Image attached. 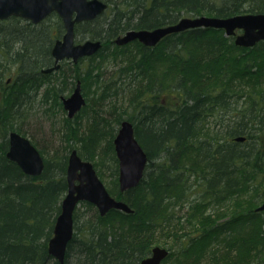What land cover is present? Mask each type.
<instances>
[{"label": "trees", "instance_id": "1", "mask_svg": "<svg viewBox=\"0 0 264 264\" xmlns=\"http://www.w3.org/2000/svg\"><path fill=\"white\" fill-rule=\"evenodd\" d=\"M105 1L107 11L77 25V34L89 27L93 39H111L129 29L175 23L183 15L227 17L264 12V0ZM50 17L60 21L56 33L41 27L48 24L44 21L37 25L18 18L0 21V264H61L50 255L48 243L67 191L68 160L55 162L59 176L51 174L52 163L46 161L43 174L35 177L23 173L6 156L8 134L16 129L14 118L24 96L47 86L46 97H59L78 79H86L81 71L70 80L65 63L53 73L40 72L53 64L52 47L63 34L61 18L57 14ZM224 34L223 29L191 28L166 35L155 48L138 42L137 64L144 69L151 57L155 62V54L168 52L172 62L157 60L156 68L146 70L128 102L139 114L135 117L124 109L116 123L132 121L148 154L138 186L122 191L117 184L110 190L133 211L112 209L101 215L92 203L84 202L94 210L96 220L91 217L79 223L74 216V236L65 264H133L170 238L179 248H169L170 259L165 264L174 256L180 264L196 257L199 254L194 250L203 243L236 246L253 256L251 260L264 259V211L254 208L264 198V41L244 47L234 36ZM208 36L219 44L216 51L224 61L219 66L224 73L214 77L208 73L210 65L203 70L195 65L198 52L189 45ZM11 66L17 71L12 84L17 88L6 86L5 75ZM138 71V76L144 72ZM127 73L134 74V68ZM96 77L94 82H100V75ZM154 85H160V90L151 95L149 89ZM162 94H166L164 99ZM240 136L245 139L237 140ZM111 150L116 165L112 174L117 179L114 145ZM250 194L253 197L246 206L237 202L238 211L227 216L218 212L230 198L239 201ZM116 215L120 216L118 224L113 220ZM256 225L255 232L252 227ZM138 235H143L141 240ZM210 253L212 264H218L216 250Z\"/></svg>", "mask_w": 264, "mask_h": 264}, {"label": "rangeland", "instance_id": "2", "mask_svg": "<svg viewBox=\"0 0 264 264\" xmlns=\"http://www.w3.org/2000/svg\"><path fill=\"white\" fill-rule=\"evenodd\" d=\"M190 15L192 17L200 16H194L193 14ZM15 22L16 21H11V23ZM44 22H47V25L51 26L52 32L56 33L57 30H60V21L56 20L55 17H50V19L47 18L44 20ZM44 22H41L40 24ZM168 24L173 23H167L165 25ZM88 28L89 27L86 28L85 32L77 34L78 36L76 37V41L84 42L87 39L97 40L91 37V33ZM223 31L225 33V36H229L226 33L225 29H223ZM63 33H65L64 27ZM7 36H11V34L8 33ZM115 38H99L101 41L106 40V42H102V47L94 55L88 57L90 59L85 58L74 63L67 61L65 62L66 65H64V69L68 70V76L70 80L73 79V76H79L81 71L86 73V79L82 82V85L87 104L75 117L71 119L68 117V112L64 108L60 96L55 97L54 95H50L48 98L45 97L47 86H42L38 90L39 92H37L36 94H32L31 97L25 102V106L20 107L21 114L20 112L16 111V115L14 118L16 130L28 136V138H30L34 142V144H36V146L41 150L46 161H50L52 163V175H55L56 177L59 176V170L54 166L55 162L63 161L64 159L68 160L71 150L76 149L78 154L83 159H86L88 155L93 158L90 160L95 163L98 175L103 180L109 191L115 190L117 188V184L119 185L118 179H116L112 174V169L113 167L115 168L116 165L114 164L112 159L114 153H111V149L114 145L113 140L115 138L113 130L114 128H119V125H116L119 116L122 114L123 110L126 109L124 113L127 112L128 114H132L137 117V115L139 114L138 109L129 108L128 103L133 94L134 87H136L137 83H139L143 79L146 70H150L151 72L153 68H156L155 66L157 60L162 61L169 59V61L172 62V58L169 56L168 52H166V55L155 54V62L151 57L150 61L146 63L144 69L143 65L140 66L139 64H137L141 53V46L138 44V42L140 41L133 40L125 45L110 43L112 41H115ZM212 40L213 39L208 36L202 39H198L194 43L189 42L191 48L194 51L198 52L197 59H195L194 61L195 65H201V70L206 67V64L208 66L210 65V69L207 66V70L209 69L208 73L210 74V77H214L217 74L224 73L222 67L221 70H219V66L224 62L223 58L221 59V56H219V52L216 51V49L219 47V44H214ZM107 43L109 44L106 45ZM140 43L143 44L142 42ZM159 43L160 42H158V44ZM144 46L151 48L156 47V45H154L155 47L151 45ZM163 56L165 58H163ZM165 63L168 64L169 62ZM157 64L162 63L158 62ZM138 67L144 71L142 74H140L136 78L129 80L124 77L125 72L131 71L132 68H134L135 73L138 74ZM122 70H124L125 72L123 71V73L120 75V72H122ZM60 73L62 75L63 71ZM90 73L92 74L91 76H94V78H90ZM97 75H100V82L95 83L94 81H96ZM16 76L17 71L13 66H11L9 71L5 75V79H10V82H15ZM129 81L133 83L131 86L130 84L128 85ZM117 86H121L122 88L124 86L123 90H121V93L119 94H116ZM11 87L17 88L16 85H12ZM18 89L20 91H24V88L22 87H19ZM71 93L72 90L67 89L62 94H64L65 96H69ZM15 95L22 98V94L19 95L16 93ZM161 96V98L164 99L163 97H165L166 94H162ZM124 117H127V115H124ZM252 197L253 194H250L249 196L240 198L239 201H235L237 198L232 197L227 202L226 206L218 212H220V214L225 213L226 216L230 215L231 213L238 211L239 206H246V201L251 199ZM237 202H239V204L241 205L238 206ZM263 203L264 198L257 204L255 202L254 208L256 209ZM95 207L97 208V206ZM240 209H242V207H240ZM75 215L79 218V223H82L91 217L94 221L96 220L94 218L95 216H93L94 210L89 208V206H87L83 201L80 202L76 207ZM113 220L118 224L120 216L117 217L116 215ZM123 220L124 219L121 218V221ZM252 228L255 229L256 232L258 225L253 226ZM142 236L143 235H138V238L141 240ZM166 241H160V243H158L157 245L166 247L168 250L169 248H172L173 251L178 250L179 244L172 240V238ZM215 245L217 246H213L210 243H203L198 246L199 248L197 247L194 252H198L199 255L196 256L192 264H211L209 262V259H212L213 262L214 257H212V254L210 253L213 248L217 252V259L215 260V262H217L218 264H247L250 261L251 264L263 263L264 259L261 257H257L251 260L253 256L248 257L242 248L236 246L228 247L222 244ZM169 259L170 255L163 260L162 264H165V261ZM171 259L172 261H168V264H180L176 256L172 257ZM188 260L189 259H187L186 261L188 262Z\"/></svg>", "mask_w": 264, "mask_h": 264}, {"label": "water", "instance_id": "3", "mask_svg": "<svg viewBox=\"0 0 264 264\" xmlns=\"http://www.w3.org/2000/svg\"><path fill=\"white\" fill-rule=\"evenodd\" d=\"M107 7L108 3L103 0H0V19L15 15L39 22L52 11L60 15L66 32L63 38L54 44L52 53L55 57V65L44 69L45 72H49L59 67L60 59L72 58L78 61L81 57L95 54L102 47L101 40L88 39L84 43L75 44L74 22L93 19ZM196 27L223 28L228 35H236L235 41L238 45L253 47L259 41H264V12L239 13L227 17L186 16L176 23L165 26L130 29L119 35L115 43L123 45L138 39L145 45H155L170 33ZM237 30L241 32L238 33ZM64 104L69 110L70 117L86 104L80 82L75 91L64 98ZM244 139V136L237 137V140ZM114 146L119 161L120 189L125 191L138 186L148 163V154L135 135L132 121L125 119L121 122L114 138ZM6 156L17 163L27 175L40 176L45 169V160L39 149L17 131L10 133V146ZM67 183L68 189L61 203L62 209L57 216L53 236L48 243L50 255L61 264H65L67 246L74 236V212L80 201L95 204L101 215L107 214L113 208L126 212L133 211L126 201L110 194L93 163L83 160L76 149L72 150L69 157ZM256 210H264V203ZM168 253L167 248L157 245L153 247L151 255L134 264H161Z\"/></svg>", "mask_w": 264, "mask_h": 264}, {"label": "flooded vegetation", "instance_id": "4", "mask_svg": "<svg viewBox=\"0 0 264 264\" xmlns=\"http://www.w3.org/2000/svg\"><path fill=\"white\" fill-rule=\"evenodd\" d=\"M103 1H105V0H103ZM106 2V1H105ZM53 14H57V15H59L57 12H55V11H52L51 13H49L47 16H45L42 20H40L39 22H34L33 20H31V19H28V18H24V17H21V16H15V15H13V16H10V17H8V18H6V19H0V21H5V20H7V19H11V18H18V19H20V21L21 20H23V21H25V22H27V23H33V24H35V25H37V24H40L41 22H43L45 19H47L48 17H50L51 15H53ZM102 14V13H101ZM100 15V14H99ZM75 17H76V13L74 12V14H73V18L75 19ZM96 18V17H95ZM95 18H93V19H95ZM93 19H83V20H80V21H75L74 22V32H75V35H76V37H77V25H79V24H82V23H84V22H87V21H91V20H93ZM61 20H62V18H61ZM62 23H63V27H64V29H65V32H66V27H65V25H64V21L62 20ZM41 27H45L46 29H48V30H50L51 29V26H49V25H42ZM52 30V29H51ZM63 36L64 35H62L61 37H58V38H56V40H55V42H54V44L57 42V40H59V39H62L63 38ZM104 41V40H103ZM54 47V46H53ZM53 47H52V50H53ZM52 57H53V59H54V62H53V64L52 65H50V66H48V67H46V68H43L40 72L41 73H43V74H50V73H53V72H55V71H58L59 69H61L62 67H63V65H64V63L67 61V62H72V63H74V62H77V61H74L73 59H69V58H63V59H60L59 60V62H58V64H59V67H57V68H55L54 70H51V71H49V72H45L44 71V69H47V68H50L51 66H54L55 65V57H54V55H53V53H52ZM85 58H88V57H84V58H79L78 59V61H81V60H83V59H85ZM88 59H90V58H88ZM39 72V73H40ZM10 79H8L7 81H6V86L7 87H10V86H12V83H14V82H10L9 81ZM79 82L81 83V92H82V95L84 96V98H85V101H86V97H85V95H84V89H83V85H82V80H80V79H78V82H77V84L73 87L72 86V89H70V90H72V93L75 91V88L78 86V84H79ZM11 84V85H10ZM5 88V87H4ZM3 91V89L2 90H0V93ZM37 92H39L38 90H36V91H32V92H30L29 93V95H26V96H24L23 97V99H21L22 101H21V105H20V107L21 106H25V102L31 97V95L32 94H36ZM71 93V94H72ZM70 94V95H71ZM69 95V96H70ZM69 96H65L64 94H61L60 95V97H61V99H62V103H63V106H64V108H65V104H64V98H67V97H69ZM46 97V96H45ZM49 97V96H48ZM47 97V98H48ZM86 104H87V101H86ZM86 104L85 105H83L82 106V108L80 109V110H78L72 117H70L69 116V110H67L66 108V110H67V112H68V117L71 119V118H73V117H75L80 111H82V109L86 106ZM19 112H20V110H19ZM20 114H21V112H20ZM69 119V120H70ZM12 131H17L16 129H13V130H11L10 132H9V134H8V149H9V146H10V133L12 132ZM18 132V131H17ZM18 133H20V132H18ZM21 135H23L24 137H27L28 138V136H26V135H24V134H22V133H20ZM31 142H32V144L33 145H35L36 146V144H34V142L30 139V138H28ZM37 147V146H36ZM38 148V147H37ZM7 149V150H8ZM39 149V148H38ZM72 150H74V149H72ZM39 151L41 152V150L39 149ZM77 151V150H76ZM7 152V151H6ZM72 152V151H71ZM41 154H42V156H43V158H44V160H45V167H46V159H45V157H44V155H43V153L41 152ZM77 154H78V152H77ZM79 155V154H78ZM80 156V155H79ZM69 157H70V154H69ZM69 157H68V160H69ZM87 159V158H86ZM15 163V162H14ZM68 163H69V161H68ZM17 164V163H16ZM22 170V169H21ZM23 171V170H22ZM44 171H45V169H44ZM43 171V172H44ZM24 173V172H23ZM43 174V173H42ZM66 176H67V172H66ZM66 181H67V177H66ZM78 182V181H77ZM67 185H68V183H67Z\"/></svg>", "mask_w": 264, "mask_h": 264}, {"label": "bare ground", "instance_id": "5", "mask_svg": "<svg viewBox=\"0 0 264 264\" xmlns=\"http://www.w3.org/2000/svg\"><path fill=\"white\" fill-rule=\"evenodd\" d=\"M202 15H206V14H202ZM208 16H215V15H208ZM183 17H186V16H183ZM138 76V74H136V73H134V74H130V73H127V74H125V78L126 79H133V78H136ZM78 82V81H77ZM121 82V81H120ZM167 83L169 82L168 80L166 81ZM129 83H130V81L128 82V85H129ZM128 85H127V88H128ZM160 85H154L153 87H151L150 89H149V91H150V94L151 95H154V93L156 92V91H158V90H160V87H159ZM123 88H124V86H123ZM123 88L120 86V87H116V94H119V93H121V90H123ZM62 203V202H61ZM61 209H62V206H61ZM61 212V211H60ZM159 246H161V245H159ZM69 247H70V243L68 244V246H67V250L69 249ZM170 254V252L168 253V255ZM53 257V256H52ZM54 258V257H53ZM195 258L196 257H194V258H190L189 260H188V262L186 261L187 259H185V260H183V264H192L193 263V261L195 260ZM55 259V258H54ZM138 263L140 262V261H137ZM209 262L212 264L213 262H212V259H209ZM134 263H136V262H134ZM133 263V264H134Z\"/></svg>", "mask_w": 264, "mask_h": 264}]
</instances>
